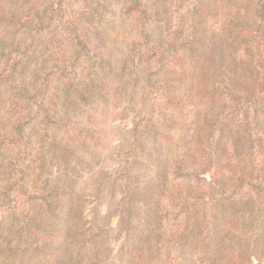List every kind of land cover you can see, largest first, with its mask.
<instances>
[{"label": "trees", "instance_id": "obj_1", "mask_svg": "<svg viewBox=\"0 0 264 264\" xmlns=\"http://www.w3.org/2000/svg\"><path fill=\"white\" fill-rule=\"evenodd\" d=\"M106 2L17 0V10L1 16L9 32L0 33V264H102L97 246L86 240L72 165L92 156L95 134L77 119L94 99H104L100 78L111 69L97 40L96 18ZM122 2L124 22L139 24L140 41L128 42L123 64L139 111L122 131L118 162L103 164L97 184L98 195L109 191L133 219L147 196L153 203L128 264H172L174 248L189 264H260L264 0H202L205 6L169 0L168 20L154 23L157 0ZM216 40L226 51L214 55L211 68L206 45ZM146 54L151 60L142 59ZM154 67V76L171 78L148 94L137 82ZM174 77L185 87L168 100ZM160 91L167 98L156 101ZM173 103L182 107L180 121L176 113H156ZM162 126L172 127L167 141ZM233 130L245 135V144L249 139L251 152L228 137ZM149 149L159 153L151 185L137 174ZM210 215L218 221L214 231Z\"/></svg>", "mask_w": 264, "mask_h": 264}, {"label": "rangeland", "instance_id": "obj_2", "mask_svg": "<svg viewBox=\"0 0 264 264\" xmlns=\"http://www.w3.org/2000/svg\"><path fill=\"white\" fill-rule=\"evenodd\" d=\"M16 1L17 0H0V33L1 30L9 32L7 31L9 30V27L6 26V23L2 22L1 16L3 13L9 14L11 11L17 10L15 8ZM203 1L216 3L218 0ZM122 4V0H108V2H106L105 10L102 11V15L99 16V18H96V22L99 25L98 44L100 50H103L105 58L110 62L111 69L109 72L108 70L105 72L106 75L103 78H100L105 88L104 99L102 101L94 99L89 106L83 108L77 119L82 127L89 129L95 134L94 141L90 142L92 156L88 157L85 155L83 158L85 165H72L78 178L76 191L82 201L85 225L87 231H89L86 240L89 241V245L92 247L97 246L101 254L100 260L102 264H128L136 236L139 234V230H142L141 225L147 224L153 217V203H150L148 196L147 200L144 201V204L140 203L141 205L136 209V215L139 216L134 217L136 219H133L131 218L132 216H129L128 210H130V207L126 208L123 204L116 206V204L114 205L113 202H111L112 198L109 191H105L103 188V195H98L100 187L97 184V179L100 175V168H102L103 164H107L108 162H118L122 131L126 126L132 125V122L135 120L134 113L139 111V101L137 102L130 97L132 92L134 94L136 90L131 84L132 77L129 76L128 69H123L124 55L128 42L132 41L133 38H136V40H138L137 42L140 41V36L137 37L139 32L137 26L139 24L135 21L130 22L129 24L124 22ZM206 4L207 3H202L203 6ZM154 5V10L157 16L152 17L150 22L154 23L157 22V20H168L166 12L168 10L169 0H157V3ZM213 16L214 14L212 15V18ZM158 34L160 35L162 33ZM160 39H162L161 35ZM206 46H208L209 52L212 50V62L211 65L209 64L212 68L216 63L214 57L220 54L221 50L222 52H225L226 50L224 44L217 42V40L213 43H207ZM144 58L145 60L147 58V61L151 60V58L148 57V54L142 57V59ZM155 69L156 68L154 67L149 75L142 73L141 81L139 80V82H137L142 86L144 91H147L148 94L150 92H156L157 86L160 85L157 81H160L162 84L171 78L169 75H164L162 77L154 76ZM207 72H209L208 69L205 70V75L209 74ZM148 76H150V81H148ZM172 81L175 86L174 88H171V96L168 95V100L175 98L176 94H180L182 88L185 87L184 83H186L183 79L175 77ZM158 95L159 96H157L156 99L155 96L150 97V99H155L157 101L158 98H162V100L163 98H167L162 91H160ZM134 105L137 108L136 111H134ZM160 109L163 114L169 111L170 115L173 116V114L176 113L175 118L177 122L178 120H181L180 118L182 116L180 111L182 110V107H176L175 103L168 106L160 104V108L156 111L157 114H159ZM1 118L0 113V119ZM7 120L8 119L6 118L4 122H7ZM161 131L164 134V140L167 141L165 134L166 136L167 134H171L172 127L162 126ZM234 135L236 141L237 138L240 140L238 146L242 147V152L244 154L251 152L252 147L249 144V139H246L247 144L242 142V138H245V135L236 130L231 131L228 134V137ZM240 142H242L244 146L243 144H239ZM202 143H204V136L196 139L194 142V148H198ZM150 156H152V158ZM158 156V151L152 152V150L149 149L148 152L146 151L139 157L140 164L137 167V174H139L140 180L144 182V184L151 185L149 182H152V180L155 179L154 176L158 171L155 167V160ZM51 171L54 175L58 173L57 168L51 169ZM150 187L151 186H148V188ZM149 195L152 198V195ZM209 224L211 225L212 231L218 228V221L213 217L211 218V215ZM178 251L179 249L174 248L172 253V255L174 254L172 264H189L185 259L182 261ZM259 260L261 261L260 264H264V253L260 255ZM255 264H259L257 260L255 261Z\"/></svg>", "mask_w": 264, "mask_h": 264}]
</instances>
